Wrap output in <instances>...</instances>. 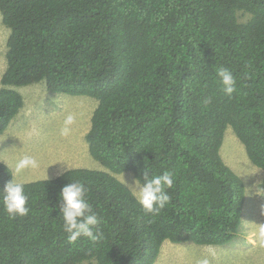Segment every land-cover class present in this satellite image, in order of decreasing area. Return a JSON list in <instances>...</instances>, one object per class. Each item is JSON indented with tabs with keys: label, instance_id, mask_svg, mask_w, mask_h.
<instances>
[{
	"label": "trees",
	"instance_id": "obj_1",
	"mask_svg": "<svg viewBox=\"0 0 264 264\" xmlns=\"http://www.w3.org/2000/svg\"><path fill=\"white\" fill-rule=\"evenodd\" d=\"M0 14V134L24 105L19 87L86 95L97 106L84 139L104 167L20 182L29 212L13 218L0 205V264H154L166 240L234 239L246 190L220 147L230 126L264 169V0H0ZM219 68L235 78L230 97ZM145 168L174 173L155 215L114 175L143 182ZM11 178L0 161V190ZM74 181L100 220L95 242L63 231L59 192Z\"/></svg>",
	"mask_w": 264,
	"mask_h": 264
},
{
	"label": "rangeland",
	"instance_id": "obj_2",
	"mask_svg": "<svg viewBox=\"0 0 264 264\" xmlns=\"http://www.w3.org/2000/svg\"><path fill=\"white\" fill-rule=\"evenodd\" d=\"M9 28L0 14V78L6 68ZM1 87V83H0ZM24 105L0 134V161L10 167L15 182L53 178L64 169L84 167L104 169L88 153L85 134L97 101L86 95L51 92L44 82L18 88ZM71 115V124H65ZM67 127V134L62 130ZM28 155L36 168L14 171L15 162ZM220 155L244 181L242 221L234 239L222 245H197L191 241L163 242L154 264H264V169L249 159L243 143L230 126L224 132ZM125 184L136 178L131 171L114 174Z\"/></svg>",
	"mask_w": 264,
	"mask_h": 264
},
{
	"label": "clouds",
	"instance_id": "obj_3",
	"mask_svg": "<svg viewBox=\"0 0 264 264\" xmlns=\"http://www.w3.org/2000/svg\"><path fill=\"white\" fill-rule=\"evenodd\" d=\"M219 83L222 85L224 94L231 96L235 91V78L226 68L216 71ZM206 98L204 103H210ZM73 117L69 115L65 124H71ZM68 128L62 130L67 134ZM37 161L28 155L23 156L15 162L14 171L20 174L25 169L36 168ZM64 171H69L67 168ZM150 170L145 168L142 173L143 182L136 179L133 183L126 185L131 190V195L146 214H158L170 201L168 189L174 185V173L164 171L161 174L149 175ZM125 182V181H124ZM87 188L79 182L74 181L66 184L59 192V216L62 218L63 231L67 234L69 243H75L81 237L91 242L97 241L100 233V220L86 198ZM28 197L24 191V184L15 182L12 178L0 190V205L10 217L25 216L29 212L27 205ZM201 264H208L202 260Z\"/></svg>",
	"mask_w": 264,
	"mask_h": 264
}]
</instances>
